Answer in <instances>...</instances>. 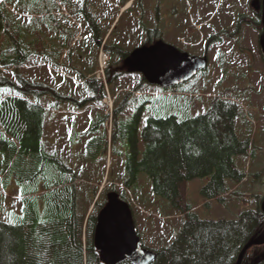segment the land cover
<instances>
[{"label":"rangeland","instance_id":"1","mask_svg":"<svg viewBox=\"0 0 264 264\" xmlns=\"http://www.w3.org/2000/svg\"><path fill=\"white\" fill-rule=\"evenodd\" d=\"M77 1L85 5L88 16L81 12L78 15L68 0H2L0 16L15 40L25 38L26 52H31L30 60L18 68L20 75L70 99L48 94L37 98L45 109L44 152L77 173L76 185L81 187L79 210L82 207L83 212L90 213L93 205L89 207V190H98L95 200L104 204L114 187L130 204L144 247L161 250L170 247L183 231L189 212L200 220L228 221L260 206L264 199V56L260 47L263 32L250 24L251 20H259L251 8L252 0H170L174 20H163L154 27L163 32L162 39L180 51L192 56L207 52L210 61L207 71L192 81L163 89V95L157 97L163 104V117H196L210 108L214 98L224 97L239 104L237 134L248 137L251 145L247 155L235 158L238 168L246 173L242 183L236 185L227 179L228 193L220 200H209L202 193L209 178L188 181L183 189V208L155 196L144 173L132 190L124 186L128 140L123 135L128 130L133 134L132 124L137 119L140 134L150 117L146 97L136 99L142 95L154 97L160 89L148 85L141 74L125 71L116 76L121 69L115 65L120 62V51L129 54L140 47L148 22L140 23L137 2ZM216 36L218 40L211 39ZM45 44H52L54 53L58 51L57 60L47 61L44 54H36ZM104 47L108 60L100 56L101 62H107L102 69L98 58ZM13 69L1 68L2 75L18 84ZM108 69L113 78L110 84ZM9 94H14L11 88H0L1 100ZM122 104L125 107L118 118L123 128L114 142L116 109ZM5 136L0 126V142L7 140ZM139 146L142 147L141 139ZM6 149L0 150V221L15 224L24 215L25 200L37 198L44 191L43 184L60 172L51 164L45 170L41 167L38 179L19 180L16 168L10 173L3 168L8 157ZM39 204L43 206V201Z\"/></svg>","mask_w":264,"mask_h":264},{"label":"trees","instance_id":"2","mask_svg":"<svg viewBox=\"0 0 264 264\" xmlns=\"http://www.w3.org/2000/svg\"><path fill=\"white\" fill-rule=\"evenodd\" d=\"M258 16L259 20H251L250 24L263 32L262 15L259 13ZM3 21L0 16V88L8 87L14 92L2 100L0 97V126L7 139L0 142V150L7 148L8 152L3 168L9 173L16 168L17 179L24 182L38 179L43 172L41 167L45 170L51 164L60 173L55 172L54 177L43 184L44 191L37 198L25 200L24 215L15 224L0 221V264H102L94 246V233L98 213L105 203L95 200L98 190H89V207L94 203V208L90 214L83 212L82 207L79 210L81 187L76 185L77 173L56 157L46 155L42 143L45 109L37 98L48 94L57 99H70L20 75L18 68L32 55L26 52L25 38L15 40L7 30L8 23ZM37 52L52 61L58 59V51L54 53L52 44H45L43 50ZM127 56V52L120 51L118 57L121 59L115 68L122 65ZM8 67H14L18 84L3 77L1 68ZM118 71L116 76L126 73L124 69ZM107 73L110 84L113 78L109 69ZM160 92L154 97L142 95L136 99L146 97L145 106L150 108V117L140 134L136 118L131 128L133 134L128 130L123 135L128 140L124 186L132 190L139 175L144 173L152 183L155 196L183 208L185 184L194 179L209 178L202 193L209 200H220L228 193L227 179L238 185L246 178L244 170L235 163L237 156L247 155L251 148L250 139L237 134L239 104L216 97L210 108L196 117H163V104L157 98L163 95L162 89ZM124 107L122 104L116 109L114 142L121 136L118 130L123 128V121L118 117ZM120 197L125 200L124 195ZM38 199L43 201V206ZM263 201L254 210H245L236 220H200L189 212L185 227L173 244L153 250L157 257L151 264H237L249 241L264 239ZM122 264L133 263L125 261ZM242 264H264V245L249 249Z\"/></svg>","mask_w":264,"mask_h":264},{"label":"water","instance_id":"3","mask_svg":"<svg viewBox=\"0 0 264 264\" xmlns=\"http://www.w3.org/2000/svg\"><path fill=\"white\" fill-rule=\"evenodd\" d=\"M251 8L256 12L262 10L264 28V0H253ZM260 47L264 56V34ZM208 64V56H191L162 40L151 46L136 48L124 60L128 73L141 74L150 85L163 89L190 81L206 70ZM263 245L264 239L249 241L241 251L237 264H242L249 249ZM94 246L102 264H122L125 261L151 264L157 257L155 251L143 246L130 205L115 191L107 194L106 203L98 213Z\"/></svg>","mask_w":264,"mask_h":264},{"label":"flooded vegetation","instance_id":"4","mask_svg":"<svg viewBox=\"0 0 264 264\" xmlns=\"http://www.w3.org/2000/svg\"><path fill=\"white\" fill-rule=\"evenodd\" d=\"M127 1H132L133 4H136L137 2L140 11V15H139L140 23L148 22L147 23L148 25L146 24V26H144L145 39L140 46H151L156 42L162 40L163 32L160 31L159 28H154V27L158 23L161 24L163 20H174L176 14L172 9L173 6L171 4V1L170 0H146V2H144L143 0H127ZM68 2L70 5L76 7V9L74 8V10L77 12L78 15L79 12H81L83 16L89 15L88 13H86V8L84 4L80 3L77 0L76 1L68 0ZM85 2H88V0H85ZM78 4H81L80 7L78 6ZM163 9H164V16H163ZM148 10H152V14H148ZM163 41L165 40L163 39ZM118 68L121 70L124 69V61L122 65L118 66Z\"/></svg>","mask_w":264,"mask_h":264},{"label":"crops","instance_id":"5","mask_svg":"<svg viewBox=\"0 0 264 264\" xmlns=\"http://www.w3.org/2000/svg\"><path fill=\"white\" fill-rule=\"evenodd\" d=\"M46 60H47V61H50L51 59H50V58H49V59L46 58ZM51 61H52V60H51ZM49 96H50V95H49Z\"/></svg>","mask_w":264,"mask_h":264},{"label":"snow or ice","instance_id":"6","mask_svg":"<svg viewBox=\"0 0 264 264\" xmlns=\"http://www.w3.org/2000/svg\"><path fill=\"white\" fill-rule=\"evenodd\" d=\"M0 2H2V0H0Z\"/></svg>","mask_w":264,"mask_h":264},{"label":"bare ground","instance_id":"7","mask_svg":"<svg viewBox=\"0 0 264 264\" xmlns=\"http://www.w3.org/2000/svg\"><path fill=\"white\" fill-rule=\"evenodd\" d=\"M111 104H112V102H111Z\"/></svg>","mask_w":264,"mask_h":264}]
</instances>
